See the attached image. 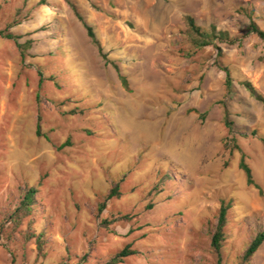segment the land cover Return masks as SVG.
<instances>
[{
  "label": "rangeland",
  "instance_id": "obj_1",
  "mask_svg": "<svg viewBox=\"0 0 264 264\" xmlns=\"http://www.w3.org/2000/svg\"><path fill=\"white\" fill-rule=\"evenodd\" d=\"M188 16L233 43L194 48ZM252 24L264 32V0H0V264H110L129 245L122 264H216L223 201V264H243L264 230V104L243 85L264 97ZM114 184L122 196L99 214ZM26 186L36 205L18 226ZM247 264H264V245Z\"/></svg>",
  "mask_w": 264,
  "mask_h": 264
},
{
  "label": "trees",
  "instance_id": "obj_2",
  "mask_svg": "<svg viewBox=\"0 0 264 264\" xmlns=\"http://www.w3.org/2000/svg\"><path fill=\"white\" fill-rule=\"evenodd\" d=\"M75 11V15L78 18V20L83 23L84 28L87 31V35L92 41V43L98 48L99 53L102 57H106L103 54V49L101 47V44L97 38V35L93 29L92 26H90L88 23H86L83 19V17L80 15V13L75 9L74 6H72ZM186 22L188 25V33L190 37V42L193 45L194 48L198 50H203L208 47H215V49L218 51L219 54H221V48L219 47L218 43H233V41L230 39V36L227 32L218 31L215 26H211L210 29H204L196 23L195 19L188 16L186 18ZM251 30L253 33H255L261 40L264 41V32H262L255 24H252ZM6 39L13 40L17 39L13 35H7ZM32 46V41L26 42L24 45H18L20 49H23V51H28L29 48ZM23 55H25L24 52H22ZM227 81L226 85L230 87L232 85L231 80V74L228 69H225ZM122 84L123 86L128 89V81L126 77L121 76ZM53 81V80H52ZM243 85L245 88L250 92L251 96H253L257 101L264 104V97L257 93V91L254 89L251 83L244 82ZM227 119V125L228 127L232 126V124L228 121V115L226 116ZM41 118L39 119V124L37 128V135L38 137H41V125H40ZM231 129V128H230ZM255 135V133H254ZM264 144V139L262 140ZM67 146H70L69 142L67 144H64L59 149H63ZM239 168L245 173L247 184L250 187H255L259 191H261V188L256 185L253 177L252 169L249 167V165L246 163V157L244 155L241 156V161L239 164ZM120 184H114L112 189L110 190L109 194L107 195L105 202L101 203L98 207L99 214H102L107 209V204L112 201L114 198H120L122 196V193L120 191ZM38 194V189L35 187L26 186L23 190V196L21 199V202L18 207L14 210V212L10 215V220L16 224L20 225L21 222L32 216L34 211V206L36 205V195ZM151 208L154 206L151 205ZM232 209V203L223 201L221 203V207L219 210V216H218V223L215 227V230L211 237V247L216 255L217 262L216 264H223V255H222V249L223 244L225 243L227 239V231L226 228L229 225V211ZM115 222V221H113ZM45 235L41 233L40 235H36L35 233H30L28 235V240L35 239L38 250L41 257H46V254H44L46 241L44 239ZM264 245V230L259 232L256 237L252 240L247 250L244 252V254L241 257L242 263L247 264L250 263L254 257L257 255V253L260 251L262 246ZM132 247L129 245L126 248H124L121 252H119L114 258L110 261V264H122L123 261L131 256L137 255L138 252L135 250H131Z\"/></svg>",
  "mask_w": 264,
  "mask_h": 264
}]
</instances>
